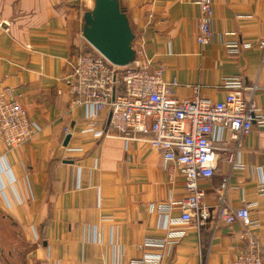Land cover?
<instances>
[{"label":"crops","instance_id":"obj_1","mask_svg":"<svg viewBox=\"0 0 264 264\" xmlns=\"http://www.w3.org/2000/svg\"><path fill=\"white\" fill-rule=\"evenodd\" d=\"M119 1L136 53L151 70L164 69L176 98L223 102L225 83L239 80L264 114V0H214L207 46L196 40L198 0ZM93 7L94 0H0V96L18 101L36 127L21 146L0 141V214L23 234L29 264H128L156 253L141 247L182 215L179 170L147 141L114 131L109 109L93 118L92 106H71V61L88 45L84 16ZM215 146L216 172L199 181L206 224L170 226L185 235L166 247L163 264H232L250 240L264 258V126L238 140L225 131ZM223 206H250L256 225L226 224Z\"/></svg>","mask_w":264,"mask_h":264},{"label":"built area","instance_id":"obj_2","mask_svg":"<svg viewBox=\"0 0 264 264\" xmlns=\"http://www.w3.org/2000/svg\"><path fill=\"white\" fill-rule=\"evenodd\" d=\"M85 1L71 0L80 6H84ZM197 5L200 20L196 40L199 45L207 46L214 36V0H198ZM259 45L264 48V42ZM243 46L251 47L250 44ZM230 50L239 52L237 46H231ZM71 70L68 89L73 108L90 105L95 111L93 118L96 113L109 109L114 131L129 140L147 141L166 164L179 170L184 177L186 196L179 203L181 217L164 225L166 234L163 237L147 239L141 247L142 250L153 248L156 253L145 254L128 263L163 264L166 247L177 244L185 235V230H174L170 226L201 228L206 224L208 216L202 209L199 181L213 177L216 172L219 155L215 142L222 140L225 131L238 140L249 134L254 124L264 126V114H258L253 102L246 99L247 89L239 80L225 83L228 94L223 102H212L198 94L188 100L176 98L173 93L176 83L163 80V68L151 70V63L142 52L124 67L110 63L96 51L95 54L80 52L71 61ZM35 131L22 105L14 98L0 96V141L15 148L28 142ZM227 184L228 180L224 179L222 192ZM219 217L226 224L241 222L247 229L256 225L250 206L235 211L223 206ZM232 264H264L257 242L250 240L248 248Z\"/></svg>","mask_w":264,"mask_h":264},{"label":"water","instance_id":"obj_3","mask_svg":"<svg viewBox=\"0 0 264 264\" xmlns=\"http://www.w3.org/2000/svg\"><path fill=\"white\" fill-rule=\"evenodd\" d=\"M84 21V39L110 63L124 67L136 60V35L119 0H94Z\"/></svg>","mask_w":264,"mask_h":264},{"label":"rangeland","instance_id":"obj_4","mask_svg":"<svg viewBox=\"0 0 264 264\" xmlns=\"http://www.w3.org/2000/svg\"><path fill=\"white\" fill-rule=\"evenodd\" d=\"M11 225L0 214V264H29L25 255L28 250L27 243L23 242V234Z\"/></svg>","mask_w":264,"mask_h":264},{"label":"trees","instance_id":"obj_5","mask_svg":"<svg viewBox=\"0 0 264 264\" xmlns=\"http://www.w3.org/2000/svg\"><path fill=\"white\" fill-rule=\"evenodd\" d=\"M83 54H95V50L92 47H88L82 51Z\"/></svg>","mask_w":264,"mask_h":264}]
</instances>
